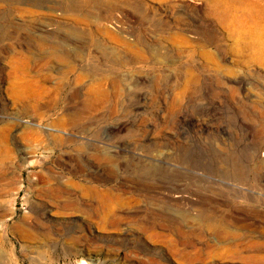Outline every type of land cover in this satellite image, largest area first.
I'll return each instance as SVG.
<instances>
[{"label": "rangeland", "instance_id": "obj_1", "mask_svg": "<svg viewBox=\"0 0 264 264\" xmlns=\"http://www.w3.org/2000/svg\"><path fill=\"white\" fill-rule=\"evenodd\" d=\"M241 36L204 2L0 0V264H264V69Z\"/></svg>", "mask_w": 264, "mask_h": 264}, {"label": "bare ground", "instance_id": "obj_2", "mask_svg": "<svg viewBox=\"0 0 264 264\" xmlns=\"http://www.w3.org/2000/svg\"><path fill=\"white\" fill-rule=\"evenodd\" d=\"M188 1L190 3H197V4H201L202 2H204L208 8V14L211 17L217 19L218 22L226 30H241L242 33L241 40L244 44V46L242 45L241 46L245 47L244 48L245 51L247 50L251 52V55L245 59H241L240 62L247 66H258L264 69V48L259 49L258 46L252 42L253 33L252 31H248V30H259L260 27H262L261 22H263L262 20H264V3L263 5H260L258 2H254L253 0H188ZM262 1L264 2V0ZM181 2L183 3L185 2V0H181ZM235 6H237V8H240V10L243 12L244 18L240 20H236ZM37 41L40 46H48L51 50L53 49L54 50L53 53L55 54L60 53V51L56 49V47L54 48L53 46V43H55L56 45L57 43L51 40L50 37L41 36ZM111 82L113 85H116V81L113 80ZM90 94L91 96L87 99V104L95 105L108 99L110 92H109V88L105 84L101 87L91 89ZM261 156L263 158L262 162L264 164V151L261 152ZM202 176L205 177L204 175ZM260 180L262 183H264V176H262ZM87 207L88 206L84 208L83 213L84 211L87 214H91L92 211L95 212L92 209L89 210V208ZM125 214L127 213L123 211V209H117L109 205L107 206L106 212L104 214V218L102 219L104 220L105 224L109 225L120 221ZM94 215L99 216V213L95 212ZM153 226L154 227H152V229H155L156 228L155 224H153ZM176 226L177 225H175V227ZM207 226L212 232H220L223 233L225 236L232 235L233 233L229 227L220 224L217 221L209 222ZM258 259L259 260L264 259V257H258Z\"/></svg>", "mask_w": 264, "mask_h": 264}]
</instances>
